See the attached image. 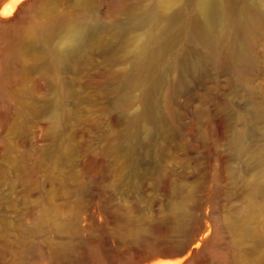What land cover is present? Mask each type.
Wrapping results in <instances>:
<instances>
[{
	"label": "rangeland",
	"instance_id": "374dc122",
	"mask_svg": "<svg viewBox=\"0 0 264 264\" xmlns=\"http://www.w3.org/2000/svg\"><path fill=\"white\" fill-rule=\"evenodd\" d=\"M196 1L83 0L77 10L71 0H21L0 15V264H184L191 249L199 253L190 264H264V0L235 1L256 21L241 76L207 61L199 43L182 41V57L197 59L196 68L182 75L164 118L168 132L183 138L182 149H139L126 178L117 162L119 107L141 99L148 81L122 45L149 27L162 31L155 12L168 3L193 14ZM185 14L169 35H189L178 30ZM54 19L106 35L114 58L124 62L113 65L114 58L92 52L65 62L64 70L43 69L27 39L33 27ZM171 59L169 53L165 61ZM120 67L128 81L116 76ZM153 89L149 97L157 103L159 88ZM141 109L138 102L129 112ZM236 139L253 155L236 154ZM63 146L76 153L58 164L51 154ZM245 172L259 190L249 217L255 236L240 241L224 221L244 206ZM186 182L192 193H176ZM177 202L190 209L180 223ZM132 216L139 221L130 222ZM199 237L208 246L195 248Z\"/></svg>",
	"mask_w": 264,
	"mask_h": 264
},
{
	"label": "bare ground",
	"instance_id": "6f19581e",
	"mask_svg": "<svg viewBox=\"0 0 264 264\" xmlns=\"http://www.w3.org/2000/svg\"><path fill=\"white\" fill-rule=\"evenodd\" d=\"M20 1L5 0L0 6V15H9ZM43 1L52 5H56L57 2V0ZM82 1L71 0V4L79 10ZM235 1L197 0L193 14H185L181 6L170 2L165 5L167 8H160L161 10L155 12L158 22L164 26L162 31L149 27L143 35H134V40H126L122 45L127 51V59L131 58L135 69L143 67L142 69L148 78V81L141 85L143 97L139 100L130 99L122 103L119 107L122 114L115 120L117 142L114 147L122 178L131 175L130 170L136 165L139 158V149L142 148L149 152L158 148L165 151L182 149L185 144L182 137L168 132L164 119L172 114V107L168 100L170 94L179 86L182 75L196 68L197 59L191 60L182 57L180 48L182 41L199 43L198 45L202 46L207 61L210 59L215 64L225 66L240 76L246 69L251 55L250 41L255 37L253 35L256 27L255 13L249 7L238 8ZM119 8L123 10L122 7ZM126 11L133 17V20L136 19L134 13L129 10ZM184 14L186 15L185 24L179 26L178 30L183 33L187 32L189 35H169L168 27L177 24ZM27 47L40 56L42 68L52 72L64 70L63 64L65 62H74L76 57L84 60L92 52L102 57L106 56L107 59H113L115 56L113 52L115 48L107 40L106 35H89L85 26L71 20L64 21V19H54L44 25L33 27L27 39ZM169 53L172 55V59L165 61ZM114 60L116 59L114 58ZM114 62L113 65L124 61L116 60ZM115 73L122 80L128 81L130 79L127 76L128 71L124 67H120ZM55 82H58L56 78ZM155 87L159 88L160 92L157 103H154L149 97ZM138 102L142 105V109L130 113L129 109ZM45 116L49 118L52 125L56 124V118L50 110L46 111ZM233 131L234 129L231 132ZM233 145L236 146V154L253 155L245 146L240 144L238 139L233 140ZM75 153L76 150L73 147L63 146L52 151L51 156L54 157L55 162L60 164L72 158ZM245 173L243 175L244 206L239 210L229 212L224 221L237 233L240 241L255 236L254 230L249 226V217L250 207L253 205L255 194L259 190L257 178H252L251 175L248 176L247 172ZM164 189L168 190L167 181H164ZM192 191L193 187L188 182L180 183L176 188V193L179 195H182L183 192L192 193ZM180 199L183 200V198ZM174 209L176 210L175 219L177 223H180L179 221L184 218L183 215L190 212V209L181 202H177ZM127 219L132 223L139 221L133 216ZM135 232H137V228ZM215 232H218V229ZM200 242L207 245L206 241L199 237L194 247L196 248ZM198 253L197 250H189L188 254L191 257L184 264H190L191 258ZM179 262L180 260H177L170 264H178Z\"/></svg>",
	"mask_w": 264,
	"mask_h": 264
}]
</instances>
